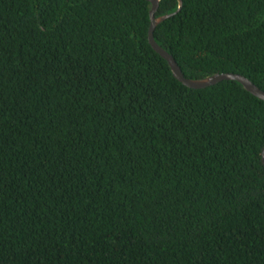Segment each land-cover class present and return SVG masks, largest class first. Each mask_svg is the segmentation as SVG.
Returning <instances> with one entry per match:
<instances>
[{
  "label": "trees",
  "instance_id": "trees-1",
  "mask_svg": "<svg viewBox=\"0 0 264 264\" xmlns=\"http://www.w3.org/2000/svg\"><path fill=\"white\" fill-rule=\"evenodd\" d=\"M151 9L0 0V264H264V101L179 82ZM154 37L264 91V0H182Z\"/></svg>",
  "mask_w": 264,
  "mask_h": 264
},
{
  "label": "water",
  "instance_id": "water-1",
  "mask_svg": "<svg viewBox=\"0 0 264 264\" xmlns=\"http://www.w3.org/2000/svg\"><path fill=\"white\" fill-rule=\"evenodd\" d=\"M145 1L151 3L152 5V9L150 12L151 25H150L149 36H148L149 44L151 45V47L154 49L155 52H157L162 58H164L168 62L174 77L179 82H181L184 86L190 89L202 90V89L215 86L224 81H233V82H237L240 85H242L253 96L264 101V91L258 88L249 79L239 74H233V73L216 74V75H213V76H210L204 79H199V80H193V79L186 78L181 68L179 67L178 63L176 62V60L168 52H166L162 47H160L157 44L155 37H154L155 30L160 23L164 22L165 20L173 17L174 15L180 12L182 8V0L178 1L179 6H178V10L176 13L161 16L158 18L156 17V13L158 12L159 4L161 0H145ZM262 163L264 165V149L262 151Z\"/></svg>",
  "mask_w": 264,
  "mask_h": 264
}]
</instances>
